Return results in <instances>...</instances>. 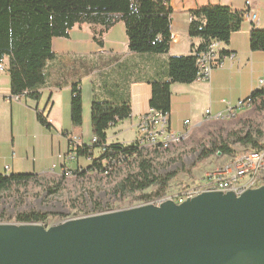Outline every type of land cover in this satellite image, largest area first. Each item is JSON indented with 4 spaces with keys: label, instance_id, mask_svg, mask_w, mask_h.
Masks as SVG:
<instances>
[{
    "label": "trees",
    "instance_id": "1",
    "mask_svg": "<svg viewBox=\"0 0 264 264\" xmlns=\"http://www.w3.org/2000/svg\"><path fill=\"white\" fill-rule=\"evenodd\" d=\"M189 34L200 37L201 42L193 45L192 52L186 55L171 56L168 61L167 77L154 79L150 107L170 113L171 85L175 82L190 83L197 79V53L209 47L212 39L228 43L234 31L242 28L244 12L233 10L224 4H212L191 11ZM173 8L170 0H0V60L7 58L11 77L12 93L29 92L40 98L39 88L45 83V65L55 56L53 38L68 37L69 32L78 24L85 22L100 24L98 34H104L115 23L123 21L128 36V47L134 52H166L172 39ZM250 48L264 51V28L250 30ZM223 53L230 52L223 49ZM249 98L250 110L233 117L234 128L227 129V139L234 137L235 142L244 149L235 151L228 143L213 138L212 145L204 141L199 159H207L214 154L240 155L250 149H264V84L252 91ZM244 107V106H242ZM241 107V108H242ZM131 114L129 102L115 104L95 99L92 105V144L84 143L88 153L90 146L105 147L104 152L93 158L86 166L65 169L62 173H0V194L17 200L25 199L28 189L41 186L49 193L73 189L79 183L99 182L111 184V192L135 201H155L168 194L176 171L166 170L168 166L182 157V154L162 160L173 146L181 145L180 139L165 147L141 145L138 141L131 144L108 143L109 126ZM71 118L75 126L83 124L82 91L76 82L73 85ZM42 124L51 128L52 124L38 112ZM200 127H203L202 125ZM214 134V131H210ZM185 168V167H184ZM191 172V168L187 169ZM72 174V176H68ZM97 187L85 188L82 200L95 202V211L103 207L95 199ZM79 198L70 201L75 207ZM48 214L35 210L16 211L17 222H41ZM9 216L0 212V222Z\"/></svg>",
    "mask_w": 264,
    "mask_h": 264
},
{
    "label": "crops",
    "instance_id": "2",
    "mask_svg": "<svg viewBox=\"0 0 264 264\" xmlns=\"http://www.w3.org/2000/svg\"><path fill=\"white\" fill-rule=\"evenodd\" d=\"M173 8L172 39L166 52H134L128 47L123 21L104 34L100 24L82 23L68 37L53 38L55 56L45 65L46 79L38 90L40 98L29 92L12 93L10 71H0V173H62L65 169L88 166L100 154L90 146L88 153L68 158L69 135L92 144V105L95 99L115 104L129 102L131 114L109 126L108 143H129L138 136L137 120L152 108L151 80L167 77L171 56L190 54L200 37L189 34L191 11L199 7L224 4L233 10L256 11L258 20L244 15L242 28L234 31L228 43L218 41L230 53L207 80L171 85L170 125L175 132L189 120L192 131L205 125L246 99L260 87L264 78V51L250 48V30L264 28V0H170ZM247 11V12H248ZM8 62V59L5 58ZM9 64V62H8ZM78 83L83 97V124L75 126L71 118L73 85ZM212 112L209 117L206 110ZM38 112L52 124L49 128L38 119ZM133 131V137H125ZM86 158L88 165L81 159Z\"/></svg>",
    "mask_w": 264,
    "mask_h": 264
},
{
    "label": "water",
    "instance_id": "3",
    "mask_svg": "<svg viewBox=\"0 0 264 264\" xmlns=\"http://www.w3.org/2000/svg\"><path fill=\"white\" fill-rule=\"evenodd\" d=\"M0 264H264V184L41 222H0Z\"/></svg>",
    "mask_w": 264,
    "mask_h": 264
},
{
    "label": "rangeland",
    "instance_id": "4",
    "mask_svg": "<svg viewBox=\"0 0 264 264\" xmlns=\"http://www.w3.org/2000/svg\"><path fill=\"white\" fill-rule=\"evenodd\" d=\"M250 108V105H246L239 108L235 114L240 115L244 112H248ZM232 119L233 117L217 118L209 121L205 125L203 124V127L194 128L183 140H181L183 142L181 145L173 146L172 149L162 157V160H167L170 157L182 154L181 158L172 162L168 168H166V170H174L177 172V175L171 181L168 195L179 193L182 186L200 180L208 170L227 162L229 158L233 156L229 154H214L207 159L200 160L199 154L202 150V143L204 141L206 145L211 146L213 138L216 136L219 141H228L235 151L244 149L235 142L234 137L227 139V129L230 130L235 126L232 123ZM210 131H214V134H211ZM126 136L133 137L134 132L126 131L125 137ZM81 161L83 165H88L86 158L81 159ZM189 168H191V172L187 171ZM67 175L72 176L71 173H67ZM96 186L98 187L94 197L103 207V211L120 209L140 203L139 201H135L129 204L128 198H121L120 195L111 192V184L105 185L99 182H89L79 183L74 186L73 189L66 187L53 193L43 190L41 186L30 188L23 201L17 200L15 197L7 198L0 194V212L4 211L9 216L7 221L16 222V211L35 209L48 214L46 220L42 224L50 226L67 218L101 212L95 211V202L93 200H82L81 198L82 192H84L86 196L88 195L85 190L86 187L95 189ZM77 197L79 198L77 200L78 203L75 207H71L70 201Z\"/></svg>",
    "mask_w": 264,
    "mask_h": 264
},
{
    "label": "built area",
    "instance_id": "5",
    "mask_svg": "<svg viewBox=\"0 0 264 264\" xmlns=\"http://www.w3.org/2000/svg\"><path fill=\"white\" fill-rule=\"evenodd\" d=\"M244 11V15H247L252 22L258 20V13L256 11ZM217 39H212L209 47L197 53L196 63L198 66L197 79L207 80L214 69L219 67L228 54L223 53L218 46ZM9 64L6 59L0 60V71H8ZM264 84V78L260 81V86ZM18 95L15 98L18 99ZM249 98L240 101H246ZM239 101V102H240ZM238 102V103H239ZM237 110V105L229 107L226 111L219 112L223 115H230ZM212 113L210 109H207L205 114ZM186 122L184 121L185 128L182 131H186ZM138 136L129 143H135L145 137H155L159 134V131L164 129H171L169 113L163 112L155 108H151L149 112L138 118L137 123ZM70 149L67 152L68 158H74L77 152L84 151V143L76 135H69ZM105 147H102L100 152H104ZM264 184V149L252 150L249 156H239L236 161H233V165H226L223 168H219L216 172H206L205 175L194 183H189L182 186L179 193L172 195V199L176 202H181L189 197H192L194 193H201L207 190H234L237 193H241L249 188H256ZM166 198H159L154 202H160Z\"/></svg>",
    "mask_w": 264,
    "mask_h": 264
},
{
    "label": "bare ground",
    "instance_id": "6",
    "mask_svg": "<svg viewBox=\"0 0 264 264\" xmlns=\"http://www.w3.org/2000/svg\"><path fill=\"white\" fill-rule=\"evenodd\" d=\"M249 102H250L249 99H247L246 101H240L237 104V109L241 108L242 106L250 105ZM235 111L236 110H234V113H235ZM210 114H206V115L209 117ZM230 115H232V114H230ZM230 115H223V113H221L217 117L230 116ZM190 130H191V128L189 127V122H186V131L183 133H182V131L181 132L172 131V138H171V129H164L162 131H159V134L156 135L155 137H145V138H142V140H140L138 142L141 145H153V146H157V148L165 147L168 144H170L171 142H177L180 139H182L183 137H185L186 135H188ZM252 150H255V149H250L249 151L242 153L240 155L232 156L229 158V160L227 162H225V163H223L217 167H214V168L208 170L207 172H216V171H218L219 168H223V166L233 165V161H236L239 158V156H249L250 151H252ZM197 194H199V193H194V194H192V196H195ZM167 195H165L163 198H172V195H168V196Z\"/></svg>",
    "mask_w": 264,
    "mask_h": 264
}]
</instances>
